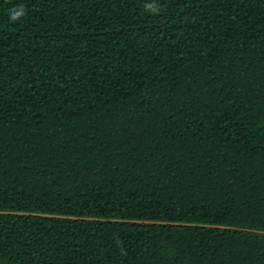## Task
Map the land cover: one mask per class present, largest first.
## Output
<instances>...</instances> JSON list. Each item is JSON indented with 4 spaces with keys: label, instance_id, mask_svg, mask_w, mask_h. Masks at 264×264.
Wrapping results in <instances>:
<instances>
[{
    "label": "trees",
    "instance_id": "16d2710c",
    "mask_svg": "<svg viewBox=\"0 0 264 264\" xmlns=\"http://www.w3.org/2000/svg\"><path fill=\"white\" fill-rule=\"evenodd\" d=\"M0 264H264V0H0Z\"/></svg>",
    "mask_w": 264,
    "mask_h": 264
}]
</instances>
